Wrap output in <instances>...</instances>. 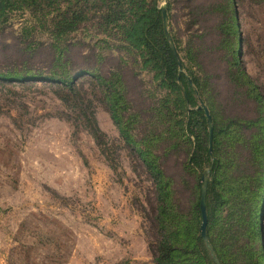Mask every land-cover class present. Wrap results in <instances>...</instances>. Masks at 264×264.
<instances>
[{
	"label": "trees",
	"instance_id": "1",
	"mask_svg": "<svg viewBox=\"0 0 264 264\" xmlns=\"http://www.w3.org/2000/svg\"><path fill=\"white\" fill-rule=\"evenodd\" d=\"M175 2L169 0L165 6L169 26ZM186 2L193 12V25H207L214 13L221 15L215 28L222 45L229 46L223 66L228 79L226 99L215 96L216 84L202 60H197L204 56L206 37L192 36L181 48L169 30L175 54L156 0H0V35L16 11L39 17L41 27L53 35L51 42L29 43L24 30L11 43L2 40L0 84L54 82L66 91L65 101L78 98L82 106L83 85L78 78L90 75L98 82L129 149L155 184L151 218L155 264H264L259 215L264 199V91L244 68L237 48L241 41L236 29L237 0H226L224 5ZM91 18L97 19L93 25L101 34L122 43L119 50H125L131 61L122 59L108 71L88 63L73 68L70 56L78 43L67 36ZM102 44L112 45L107 39L95 41ZM42 57L44 67L36 63ZM128 63L131 72H153V82L164 93L149 98L133 91L126 74L129 68L125 69ZM203 101L212 117L211 150L210 122L200 107ZM90 108H83L84 116L102 145L105 134ZM206 168L210 243L201 230ZM182 197L190 202L184 204Z\"/></svg>",
	"mask_w": 264,
	"mask_h": 264
},
{
	"label": "rangeland",
	"instance_id": "2",
	"mask_svg": "<svg viewBox=\"0 0 264 264\" xmlns=\"http://www.w3.org/2000/svg\"><path fill=\"white\" fill-rule=\"evenodd\" d=\"M156 1L162 7L169 2ZM225 1L206 0L217 5ZM187 4L176 0L172 5L168 38L175 45L170 30L184 48L192 36L206 37L204 56L197 60L216 84L215 96L226 99L223 66L229 46L222 45L215 28L221 15L214 13L207 25H193ZM235 8L240 58L264 91V0H237ZM96 22L91 18L67 36L78 43L70 56L74 69L88 63L108 71L122 59L130 60L119 50L122 43L101 34ZM4 28L0 43L13 42L24 30L29 43L53 40L51 30L30 12H14ZM97 39L112 45H95ZM43 59L36 60L38 66H45ZM129 65L125 69L133 91L149 98L164 93L153 82V72H131ZM78 82L83 85L82 106L78 98L65 101L66 91L54 82L0 84V264H155V184L129 149L98 82L90 75ZM90 105L105 134L102 145L84 116L83 108ZM200 105L206 106L204 101ZM205 172L209 176V168ZM182 200L190 202L188 197ZM259 215L264 243V199Z\"/></svg>",
	"mask_w": 264,
	"mask_h": 264
},
{
	"label": "water",
	"instance_id": "3",
	"mask_svg": "<svg viewBox=\"0 0 264 264\" xmlns=\"http://www.w3.org/2000/svg\"><path fill=\"white\" fill-rule=\"evenodd\" d=\"M163 14H164V22L167 30V12L166 8L163 6L162 8ZM168 33V30H167ZM172 49L175 54H177V50L175 45L171 42ZM200 107L204 108L206 111V114L208 116V120L210 122V150L212 149V117L210 114L209 109L207 106L200 105ZM209 185V176L207 172L203 174V185H202V196H201V209L203 214V221H202V235L205 238L206 242L208 243V237H207V221H208V214H207V190Z\"/></svg>",
	"mask_w": 264,
	"mask_h": 264
}]
</instances>
